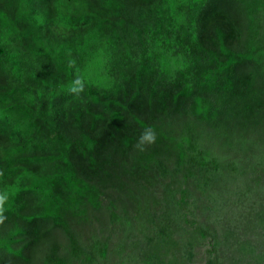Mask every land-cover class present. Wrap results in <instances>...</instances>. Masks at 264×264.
<instances>
[{
    "label": "trees",
    "instance_id": "16d2710c",
    "mask_svg": "<svg viewBox=\"0 0 264 264\" xmlns=\"http://www.w3.org/2000/svg\"><path fill=\"white\" fill-rule=\"evenodd\" d=\"M227 1L208 0L192 25L174 2L0 0V30L7 29L14 41L10 55L0 61H13L9 68L21 65L17 76L31 75L26 85L14 84L6 94L0 81L5 226L15 237L25 234L26 226L53 219L54 231L70 242L60 245L56 236V244H41L29 264H109L116 258L120 264H151L149 250L140 256L125 251L130 218L114 215L111 220L118 226L123 256L109 238L79 244L78 225L92 238L98 235L81 221L86 212L99 205L116 207L113 192L128 210V203L156 193L169 201L176 185L191 193L193 185L204 189V204L218 211L224 192L253 180L262 198L264 150L257 147L264 137L260 143L251 135L256 123L264 126V58L254 60L245 46L232 50L225 42L228 10L212 21L219 30L213 35L201 24L212 4ZM252 7L264 11L261 0H252ZM29 54L37 56L33 63H41L33 74L24 60ZM77 79L84 84L79 95L69 91L78 87ZM154 114V121L145 122ZM147 127L156 141L145 146L143 155L134 145ZM225 128L233 142L230 147L226 142L227 153L213 154L211 136H223ZM236 151L241 155L235 159ZM45 196L56 204L52 219L48 209L43 214L37 209ZM247 242L241 247L249 249V262L264 264V244ZM4 243L10 244L9 236ZM168 245L174 253L191 254L186 244ZM227 245L242 250L233 243L211 244L207 263L226 262Z\"/></svg>",
    "mask_w": 264,
    "mask_h": 264
},
{
    "label": "clouds",
    "instance_id": "9594fccd",
    "mask_svg": "<svg viewBox=\"0 0 264 264\" xmlns=\"http://www.w3.org/2000/svg\"><path fill=\"white\" fill-rule=\"evenodd\" d=\"M79 1V0H75ZM94 1V0H90ZM152 4H167L174 2L177 8L184 11L189 24H196L200 18H197L194 14L198 10L203 9L208 0H137V2L143 5V2ZM264 3V0H261ZM239 2V1H238ZM235 0H229L216 5H211V9L207 16H202L201 24L203 26H209L208 36L213 35L217 31V28L211 25L214 18L221 12L228 10L229 18L225 20L224 29L227 30L225 34V42L229 44L232 50L239 49V46H245L253 54L254 60L260 61L264 58V11L255 10L252 7V0H243L242 3H238ZM199 7V8H198ZM202 7V8H201ZM195 8H198L195 11ZM14 41L11 38V34L7 29L0 30V56H4L5 53L8 56L11 53V44ZM37 56L35 54H29L24 60L28 62L27 68L33 72L40 66L41 63L35 62ZM23 60V61H24ZM0 61V81L4 88L2 92L5 94L14 86H24L27 83V79L31 76L23 77L17 76L16 73L21 65L14 68H9L13 64V61ZM7 68L9 70H7ZM7 76V77H6ZM75 84L78 87H73L69 91L79 95L84 90V84L82 81L77 79ZM3 93V94H4ZM156 119L154 115H148L144 120L145 122H151ZM251 126L249 125V128ZM253 129V128H252ZM255 133L251 137L260 142L261 137H264V126L260 122V125L256 123ZM226 132L224 135L219 137L214 134L211 136L213 154L215 152L227 153L226 142L232 143L233 141L228 139L230 128H225ZM211 134V133H210ZM156 141V133L151 127H147L140 134L137 139V143L134 145L136 150L143 152L145 146H150ZM209 143V142H208ZM207 143V144H208ZM229 145V144H228ZM256 147V146H255ZM245 149L251 150V146ZM258 150H264V145L257 147ZM143 155H147V152H143ZM234 156L237 154L233 152ZM241 155V153H240ZM237 157H235L236 159ZM208 159H212V154L208 155ZM233 159V158H232ZM201 176H198V181ZM251 178V177H250ZM244 187L237 188L229 193H225V198L221 203L218 204V211H214L204 204L202 197L205 194L204 189L197 190L193 185L191 187L195 190L191 193H185L178 185L174 188V193L169 198V201L160 199L156 193V197L143 201L141 203H134L127 205V209L120 206L121 202L126 203L125 200L115 196L116 192H113L115 201L117 202L116 207L111 208L106 205H99L98 207L91 208L86 216L81 220L90 227L96 229L98 235L92 238L87 231H84L82 227L78 225L77 238L79 244H93L97 240L110 239V246L117 252L122 253L121 244L116 237V233L119 232L118 226L111 222L113 216H117L121 219L130 218L131 223L127 235V244H125V251L130 252L129 256L137 255L145 249L150 251V262L151 264H173L180 256L183 251L174 253L175 247L169 248L168 244H179L180 241L174 237L179 236V230L186 231L185 227L195 226L197 233H201L203 238L208 235L211 237L215 244H223L225 240L232 238V241L225 244H237L235 248L242 250L238 251L241 255L250 257L248 250L242 248V244H250L247 242L248 239H240L235 234L239 232L243 236L254 233L259 229L264 232V193L262 198L259 197V186L253 180L246 181ZM70 184V181L63 182L62 186L59 187L58 193L62 192L66 186ZM201 183V181H200ZM69 187V186H68ZM71 192V191H70ZM74 195V194H73ZM59 199H64L65 196L58 195ZM93 198V197H92ZM90 198V200L92 199ZM7 195L0 193V243L3 247L0 248V264H14V262H22L29 264V259L35 257L36 249H40L41 244H56L54 238L58 236V244H69V240L62 232L54 231L53 219L57 216L55 202L43 197V201L38 202V211L42 214L48 209L51 217L49 222L46 224L39 221L37 225H29L25 234L12 236L11 231L5 226L4 212L5 204L7 202ZM89 200V201H90ZM87 201V202H89ZM108 204L107 199L104 200ZM86 202V203H87ZM142 204L141 209H137ZM141 207V206H140ZM100 215L99 219H94L95 215ZM213 219L214 224H220L223 235V240L218 238V230L215 227V233L212 234L207 231L202 222L205 220ZM61 220V218H60ZM62 221V220H61ZM201 225V226H200ZM229 225H234L232 229ZM56 228V227H55ZM6 236L10 237V244H5L4 239ZM63 237V239H62ZM173 238V239H171ZM254 244H263V240L254 238ZM118 247H115V246ZM196 244L186 243L188 249L192 250ZM248 247V245H247ZM249 248V247H248ZM124 251V252H125ZM18 252L22 256L18 255ZM135 252L134 254H132ZM236 252V253H238ZM108 254V253H107ZM171 254V257H168ZM115 254H108L109 257H113ZM185 255V253L183 254ZM166 257V258H165ZM245 259V258H244ZM249 264H257L254 263ZM224 263V262H222ZM241 263V260L240 262ZM264 263V261H263ZM109 264H120L119 259L116 258Z\"/></svg>",
    "mask_w": 264,
    "mask_h": 264
},
{
    "label": "rangeland",
    "instance_id": "374dc122",
    "mask_svg": "<svg viewBox=\"0 0 264 264\" xmlns=\"http://www.w3.org/2000/svg\"><path fill=\"white\" fill-rule=\"evenodd\" d=\"M227 147H230V145H228ZM234 157L238 158L240 157V154H236ZM251 178L255 179V175L253 173L251 174ZM240 181H242V179H240ZM201 225L204 226V228L207 231H210L212 234L215 233V227H216L218 230V235H217L218 238L220 240H223L224 234L222 233L221 226L220 224H214L213 219L205 220L202 222ZM195 226L185 227L186 231L179 230V236L174 237L175 239H178L180 241L179 244H186L190 242V244H196V245L194 246L192 250H190L191 251L190 255H188L189 251L186 252L185 255L182 254L180 258H178L173 264H208L207 262L210 259V256L206 250L208 248L211 249V244H215V241H213L209 235L203 238L201 236V233H197ZM229 226L232 229H234V225H229ZM235 236L243 240L244 239L254 240V238L256 237L258 240L264 241V232L262 230L259 231V229L255 231L254 233L246 235V236H243L242 234L237 232ZM232 238H230L229 240H225V243H229L230 241H232ZM171 244H173V241ZM2 247H3V244L0 243V248ZM168 257H171V254ZM223 257L226 262L222 264H248L247 261H249V258L246 255H241L239 252L236 253L232 251L229 245H227L225 249V254H223ZM240 260H241V263H239Z\"/></svg>",
    "mask_w": 264,
    "mask_h": 264
},
{
    "label": "bare ground",
    "instance_id": "6f19581e",
    "mask_svg": "<svg viewBox=\"0 0 264 264\" xmlns=\"http://www.w3.org/2000/svg\"><path fill=\"white\" fill-rule=\"evenodd\" d=\"M103 87V86H102Z\"/></svg>",
    "mask_w": 264,
    "mask_h": 264
}]
</instances>
